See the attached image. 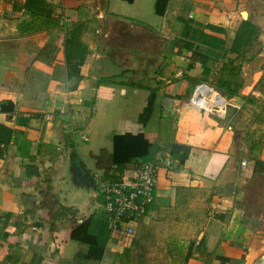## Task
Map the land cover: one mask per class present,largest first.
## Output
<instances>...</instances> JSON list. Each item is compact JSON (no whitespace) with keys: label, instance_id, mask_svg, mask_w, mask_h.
<instances>
[{"label":"crops","instance_id":"0c3cea01","mask_svg":"<svg viewBox=\"0 0 264 264\" xmlns=\"http://www.w3.org/2000/svg\"><path fill=\"white\" fill-rule=\"evenodd\" d=\"M40 1L0 0V264H264V0ZM136 159L125 235L99 185Z\"/></svg>","mask_w":264,"mask_h":264},{"label":"built area","instance_id":"2783aa9c","mask_svg":"<svg viewBox=\"0 0 264 264\" xmlns=\"http://www.w3.org/2000/svg\"><path fill=\"white\" fill-rule=\"evenodd\" d=\"M200 94L195 91L191 96L193 103L201 105L206 111L219 108L214 100L205 101ZM219 103L222 105L221 100ZM158 160L166 166L171 164L168 159ZM158 164L153 159H136L132 168H123L117 178L100 183L103 222L109 230L133 234L136 220L146 214L153 202ZM246 164V159H242L241 168Z\"/></svg>","mask_w":264,"mask_h":264},{"label":"trees","instance_id":"16d2710c","mask_svg":"<svg viewBox=\"0 0 264 264\" xmlns=\"http://www.w3.org/2000/svg\"><path fill=\"white\" fill-rule=\"evenodd\" d=\"M24 7L34 15L43 14L45 8L43 2L40 0H26ZM258 29L250 21H243L240 25L238 32L235 35L234 41L230 48L231 52L237 53L240 47L250 41V39L256 35ZM89 218L82 220L80 223L75 224L71 232V238L81 240L83 242L90 241L87 229L89 226Z\"/></svg>","mask_w":264,"mask_h":264},{"label":"rangeland","instance_id":"374dc122","mask_svg":"<svg viewBox=\"0 0 264 264\" xmlns=\"http://www.w3.org/2000/svg\"><path fill=\"white\" fill-rule=\"evenodd\" d=\"M243 117L247 116V109L244 108L243 112ZM242 119V118H241ZM248 118H243V120H247Z\"/></svg>","mask_w":264,"mask_h":264},{"label":"water","instance_id":"95a60500","mask_svg":"<svg viewBox=\"0 0 264 264\" xmlns=\"http://www.w3.org/2000/svg\"><path fill=\"white\" fill-rule=\"evenodd\" d=\"M130 23L131 24H135V22L134 21H130ZM142 25V24H141ZM143 26V25H142ZM144 28H146L145 26H143Z\"/></svg>","mask_w":264,"mask_h":264}]
</instances>
